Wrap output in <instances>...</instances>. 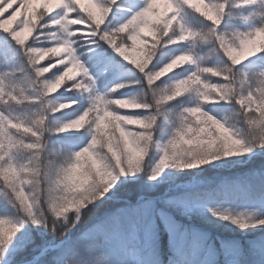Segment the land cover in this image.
Instances as JSON below:
<instances>
[{
	"label": "snow or ice",
	"instance_id": "6c2138e0",
	"mask_svg": "<svg viewBox=\"0 0 264 264\" xmlns=\"http://www.w3.org/2000/svg\"><path fill=\"white\" fill-rule=\"evenodd\" d=\"M260 4L261 0H141L139 8H128L126 19L116 24L110 17L121 7L118 0H0V32L23 55L32 79L29 87L36 91L27 92L9 78L11 72L0 73V190L7 192L17 212L15 218L0 215V264H12L21 248L38 250L29 264H41L51 242L21 230L27 223L47 228L48 214L56 218L51 230L56 233L62 264H72L71 255L93 247L87 233L77 240L72 239L73 233L86 218L97 214L101 204L116 198L119 177L142 170L157 118L173 102H178L179 111L167 142L160 147L163 154L147 172L149 181L157 180L170 167L193 168L254 152L264 154V70L249 74L238 67L253 58L264 59V7L239 17L244 22L255 17L246 30H222L226 20L234 18L233 9ZM189 14L201 24L188 23ZM53 27L57 31H46ZM42 37L55 42L46 47L30 43ZM77 41L100 48L106 45L108 57L131 65L137 78L98 92L97 77L107 68L90 72L78 58ZM173 45L184 47L159 64L157 56ZM220 53L226 58L222 67L200 63ZM135 84L141 85L139 97L110 95ZM62 88L84 97L87 103L71 120L50 125L49 116L79 103L48 99ZM192 96L195 103L181 99L189 97L190 101ZM206 105L230 106V115L242 122L245 134L228 122L229 117L211 114ZM32 106L39 110L23 115L16 111ZM135 110L141 111L128 114ZM81 130L90 134L86 146L59 157L49 156L46 148L51 136ZM182 203L176 197L159 204L137 198L134 204L107 216L104 226L112 231L127 227L129 235L153 247L165 233L170 246H178L188 230L169 209ZM210 211L241 230L264 225V218L249 222ZM201 243H207L206 238ZM251 252L247 241L236 243L230 253L233 264H247ZM259 254L260 264H264V242Z\"/></svg>",
	"mask_w": 264,
	"mask_h": 264
},
{
	"label": "rangeland",
	"instance_id": "374dc122",
	"mask_svg": "<svg viewBox=\"0 0 264 264\" xmlns=\"http://www.w3.org/2000/svg\"><path fill=\"white\" fill-rule=\"evenodd\" d=\"M128 1L130 4L135 6L137 5V7L141 6V0ZM256 6L257 5L249 6L245 9H233L232 12L234 18L226 20V23L222 25V30L226 33H231L233 30H246L250 24L255 23V17H252L248 22H244L239 18L242 16L240 14L248 15L250 12L254 11ZM259 6L264 7V0H261V4ZM126 13L127 9L121 10L120 8H117L113 10V16L114 14H118L117 16H114V18L117 19L116 24H118L119 21L124 18ZM46 31H57V29L53 27L51 29H47ZM57 35L58 38L62 37V34L60 33H57ZM54 42L55 41H50L43 37L38 42L30 41V43H33L34 46L37 47L50 46V44ZM105 48H107L106 45L104 48L93 45V48L91 49L95 51L94 56L95 58L97 57L98 60H101V64H108L106 73L97 77L96 90L100 93H105L108 91L101 90V88L104 87V83L112 75H118L119 72H122V76L115 81L117 83L134 80L137 76L134 75L132 77L129 74H137L135 71H133L131 65H128L115 57L109 58L108 52H110V50L105 52ZM182 48H177V50ZM163 50L165 51L166 49ZM177 50L171 49L170 51L174 52ZM164 57L165 55H163L159 61L166 60ZM225 59L226 58L223 57L222 53H220L214 54L211 57L200 61V63L205 66L215 65L222 67ZM93 60L89 61V59H87L86 63L88 62L87 66L90 64L89 71L96 73L97 65L91 68L93 66ZM186 67H188L189 71L191 70V66ZM238 67L249 74H256L259 71L264 70V63H260L256 61V58H253L252 60L246 61ZM6 71L11 72L12 76L9 78L16 79L22 86L25 87L27 92L36 94L35 88L29 87V85L32 83V79L30 75V69L26 66L23 55L17 50L14 42L11 41L10 38L7 37L3 32H0V73ZM55 71L56 70L54 69L53 72ZM51 75L52 73L48 74L49 77ZM174 75L175 74L173 73L168 77H165V81L171 79ZM212 79L213 81L215 80V78ZM59 94L71 98L72 100L79 101V103L76 104L74 108V112L77 114L81 111L82 106L86 105L87 103L84 97L76 94L75 92H66L63 88L55 93L57 96ZM53 95L48 97V99L51 100ZM110 95L113 97H139L141 95V85L135 84L129 87L121 88ZM181 99L184 100L185 103L196 102V98L194 96L190 98V101L189 97H182ZM177 103L178 102H173L172 104L166 106L167 110L165 111V114L157 118L158 126L154 129V132L157 134L160 133L162 137V145L158 146L152 143V147H149L148 154L146 155L147 160L143 163V165L141 164L142 170L133 176H139L142 174L145 175V178H147V172L150 171V169L160 159V147H162L167 142L171 133V123L175 114L179 111ZM205 107L217 118L228 117L232 111L230 106L227 105H206ZM37 110H39L38 106H32L27 110L24 108L16 109V111L22 115L25 113V111L30 114L32 111ZM140 111L141 110H135L134 112H129L128 114H137ZM70 113L72 114L69 115ZM73 116V112H69L67 114L55 113L54 115L49 116L48 123L52 125L57 122L68 121V119L71 120ZM66 134L68 135L66 136ZM77 135L78 137L76 139L71 137ZM89 139L90 134L86 133L84 130L78 132L69 131L59 135H53L48 140L46 151L51 157H59L66 152L77 151L78 149L86 146ZM152 142H154V137ZM253 156L254 153L246 156L231 157L221 160H223V162H228L236 158L238 162L237 164H243L244 162L251 161ZM223 162L218 160L214 163V167L217 169L218 167L224 166ZM263 167L264 164L260 167V170L250 173V176L247 175L240 178H237L238 176H232L230 178L229 176L224 175L222 178L215 176L203 181H192L185 185H165V191L162 195L157 196L154 199H148L146 196L139 198L151 200L157 204L168 197L180 198V200L183 201L182 204L176 207H171L169 210L174 214V216L192 223L191 227L187 231V235H192V237L189 238L187 235L183 236L182 243H180L178 246H170V244H168L169 253L171 255L179 256L188 243L192 241L191 243L193 251L190 264H233L232 256L230 255L231 250L236 243H243L247 241L250 245H252V252L247 259V264H260L261 258L259 254V246L262 242H264V225L257 226L256 228L249 227L247 229L241 230L229 221H225L217 216H213L210 210L226 213L234 217H244L249 222L264 218V195H260V191L255 190L258 185L260 188L262 185H264ZM171 175V167L166 168L157 180L149 182L152 184V188H155L161 184L168 183ZM133 176H122L119 177L118 181H124L125 179L131 178ZM43 199L44 197L42 194L41 201H43ZM114 201L116 200L112 199L110 200V203H113ZM1 203L10 205L8 194L5 190H0V204ZM9 208H11V206H9ZM121 209L123 208H117L115 210L116 213ZM12 210H14V208H12ZM8 214L10 215V212H8ZM48 216L56 220V218L52 217L51 214H48ZM81 225L73 233L72 239L77 240L82 233H87L93 244V247H84L75 255H71L72 264H157V261H163V264H165L170 259L168 255H166V258H163V253L161 251V244H165L163 240L164 234L160 235L158 245L153 247L150 242L141 239L138 236L129 235L127 227H121L120 229L112 231L104 226L105 221L102 223H97L93 227L90 226L86 230H84L85 228H83ZM203 227H206V231H203ZM42 229L43 226L37 228L36 226L27 223L24 225L21 231H27L30 233L31 231H34L39 233V231ZM81 230L84 231L82 232ZM205 238L207 243H201V241ZM56 244H52L49 247V252L55 251V254L58 256V253L56 252L59 251V248L56 247ZM209 245H212V247L210 248ZM64 259H68V257L65 256ZM24 264H29V262Z\"/></svg>",
	"mask_w": 264,
	"mask_h": 264
},
{
	"label": "trees",
	"instance_id": "16d2710c",
	"mask_svg": "<svg viewBox=\"0 0 264 264\" xmlns=\"http://www.w3.org/2000/svg\"><path fill=\"white\" fill-rule=\"evenodd\" d=\"M138 1V0H137ZM118 2L120 3L121 7L120 9H128V8H139L137 7V5H133L130 4L128 0H118ZM128 7V8H127ZM261 6L257 5L254 10L260 8ZM55 15V14H53ZM118 14H114V16H117ZM243 15V14H240ZM114 16L112 15L110 18L113 20L114 23L117 22V19L114 18ZM124 19H126V15L124 16V18H122L120 22H122ZM188 23H190L192 26H199L201 24V21L199 18L192 16L191 14H189L188 16ZM73 39H75V37H73ZM83 44V46H78ZM74 47L76 48V53L78 55V58L81 60V62H83L84 64H86V67L89 68L90 64L87 66L86 60L89 59L93 60V67H95V65H97V70L96 72L100 71L103 68H108V64H101V60H98L97 57L95 58V51L91 50L93 48V45H88L86 44V42L84 41H77V44L74 45ZM184 47V45H173L171 46L169 49H176L177 48H182ZM168 48H166V50L162 51V53L160 55L157 56V61L159 62V64H162L164 62L167 61L168 56L173 53L169 50ZM169 51V52H168ZM167 54V55H166ZM163 55H165L164 58H166V60L164 61H159V59L161 57H163ZM94 57V58H93ZM256 61L258 62H263L264 63V59H256ZM156 61H154L155 63ZM91 63V62H90ZM158 64V65H159ZM90 69V68H89ZM133 71H135L133 69ZM104 73H106V71H104L101 75H104ZM132 77L134 75L138 76L137 74H131L129 73ZM170 75V74H169ZM122 76V72L118 75H112L110 76L107 81L104 83V87L101 88V90H108L111 87H113L115 84H117V82H115L117 79H119ZM136 76V78H137ZM72 100L71 98H68L66 96L63 95H53V97L51 98V101L54 102H66V101H70ZM76 105H73L70 108L65 109L62 112H57L56 114H67L69 112H73L74 116L72 118H74L75 116H77L78 114L76 112H74V108ZM66 111V112H65ZM72 113H70L69 115H71ZM229 119L228 122L230 124L235 125L236 129L239 130L241 135H244L246 132V128L245 126L242 124V122L235 117L234 115H228ZM70 120V119H68ZM77 134V133H75ZM68 135V134H66ZM71 137H75L77 138V136H71ZM154 142H151L149 147H152V143L154 145H158L161 146L162 145V137L159 134L154 132ZM80 150V149H78ZM77 150V151H78ZM149 151V149H148ZM148 154V152H147ZM146 154V155H147ZM163 153L160 152V156ZM50 156V155H49ZM51 157V156H50ZM147 160V157H144V160L142 162L143 163ZM218 161V160H217ZM214 161L210 164H205L199 167H193V168H185V169H179V168H171L172 170V175L169 178L168 183L166 184H161L158 187L152 188V184H150L149 180L147 178H145V175H137V176H133L131 178H127L124 181H117L119 188L117 191V196L116 198H114L116 201H114L113 203H110V200L104 202V204H101L99 207V210L97 212V214L88 219L86 218L85 221L82 223V227L85 228L84 230H86L88 227L90 226H94L97 223H102L103 221L106 220V217L111 215V214H115L116 213V209L117 208H124L127 204H134L137 200V198L139 197H148V199H154L157 196H160L164 193L165 191V185H178V184H188L192 181H196V180H206V179H210L213 177H224V175L229 176L230 178L233 176H238L237 178L243 177V176H247V175H251L250 173H252L253 171H257L260 170V167L264 164V154H260L258 152H254V156L252 158L251 161H247L244 162L243 164H237V160L236 158L234 160L228 161V162H223V160H220L221 162H223L224 166L218 167L216 169V167H214V163L217 162ZM264 168V167H263ZM215 179V178H214ZM122 182V183H121ZM217 183V182H215ZM258 185V184H256ZM248 189V188H247ZM253 190V189H252ZM255 190L260 191V195H264V185L261 186V188L259 187V185L256 187ZM183 194V193H182ZM120 199V200H119ZM112 200V199H111ZM122 200V201H121ZM120 201V202H118ZM10 205L1 203L0 204V215H6L9 217H15L17 215L16 209L12 210V206L11 208H9ZM8 212H10V215L8 214ZM173 214V213H172ZM174 215V214H173ZM176 220L179 222V224L183 227V228H187V230L191 227L192 223L191 222H187L184 219L178 218L176 217ZM52 221H54L53 218H51L50 216H48V227H43L42 230L39 231V233H36L34 231H31V234L34 238H42L44 241H50L51 245L52 244H56V233H54L51 230V224ZM56 227L60 228L61 224L60 222L56 223ZM203 229H206V227H203ZM83 230V231H84ZM82 231V230H81ZM82 231V232H83ZM164 234L163 240H165L167 238L165 233H161ZM163 248L165 249L166 244H162ZM191 249V245L188 246L187 250L185 251V254H187L188 256L184 257V259L179 260L178 257H171L168 262H166L165 264H188L187 263V257H189V251ZM38 250H33L31 248H21L13 257L12 260V264H24V263H28L29 261H31L32 257L37 255ZM56 253H59V251H57ZM163 258H165V255L163 254ZM41 264H61V260L58 258V256L55 254V251H51L48 253L47 256H45L44 258H42L41 260Z\"/></svg>",
	"mask_w": 264,
	"mask_h": 264
}]
</instances>
